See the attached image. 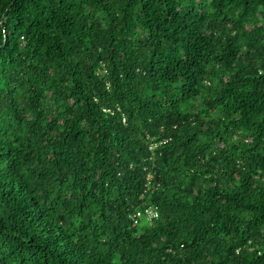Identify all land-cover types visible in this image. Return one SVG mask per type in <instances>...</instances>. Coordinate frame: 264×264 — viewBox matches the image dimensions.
Here are the masks:
<instances>
[{"label": "trees", "instance_id": "16d2710c", "mask_svg": "<svg viewBox=\"0 0 264 264\" xmlns=\"http://www.w3.org/2000/svg\"><path fill=\"white\" fill-rule=\"evenodd\" d=\"M0 264H264V0H0Z\"/></svg>", "mask_w": 264, "mask_h": 264}, {"label": "built area", "instance_id": "2783aa9c", "mask_svg": "<svg viewBox=\"0 0 264 264\" xmlns=\"http://www.w3.org/2000/svg\"><path fill=\"white\" fill-rule=\"evenodd\" d=\"M134 217V216H133ZM146 218L147 219H155V218H157V214H156V212H152V211H150V210H147L146 211ZM134 219V221L135 220H137V219H135V218H133ZM135 223H136V221H135Z\"/></svg>", "mask_w": 264, "mask_h": 264}]
</instances>
